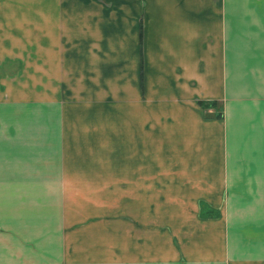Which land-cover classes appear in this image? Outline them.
Masks as SVG:
<instances>
[{"label": "crops", "instance_id": "0c3cea01", "mask_svg": "<svg viewBox=\"0 0 264 264\" xmlns=\"http://www.w3.org/2000/svg\"><path fill=\"white\" fill-rule=\"evenodd\" d=\"M0 264H264V0H0Z\"/></svg>", "mask_w": 264, "mask_h": 264}, {"label": "rangeland", "instance_id": "374dc122", "mask_svg": "<svg viewBox=\"0 0 264 264\" xmlns=\"http://www.w3.org/2000/svg\"><path fill=\"white\" fill-rule=\"evenodd\" d=\"M207 109H209V108H207ZM97 204H105V205H107V208H108L109 200H108V198H97V197H93V196H85L84 197V207H85L86 218H90L94 215L93 212L95 211V206Z\"/></svg>", "mask_w": 264, "mask_h": 264}, {"label": "trees", "instance_id": "16d2710c", "mask_svg": "<svg viewBox=\"0 0 264 264\" xmlns=\"http://www.w3.org/2000/svg\"><path fill=\"white\" fill-rule=\"evenodd\" d=\"M199 105L203 108V109H207L209 107H213L214 104H209V103H204V102H200Z\"/></svg>", "mask_w": 264, "mask_h": 264}]
</instances>
